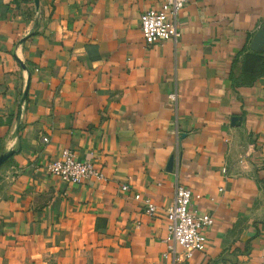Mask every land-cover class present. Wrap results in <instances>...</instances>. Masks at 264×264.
<instances>
[{
  "label": "crops",
  "instance_id": "obj_1",
  "mask_svg": "<svg viewBox=\"0 0 264 264\" xmlns=\"http://www.w3.org/2000/svg\"><path fill=\"white\" fill-rule=\"evenodd\" d=\"M163 1L0 0V264H264V0H188L149 44ZM67 148L105 178L52 174ZM179 185L215 218L191 258Z\"/></svg>",
  "mask_w": 264,
  "mask_h": 264
},
{
  "label": "built area",
  "instance_id": "obj_2",
  "mask_svg": "<svg viewBox=\"0 0 264 264\" xmlns=\"http://www.w3.org/2000/svg\"><path fill=\"white\" fill-rule=\"evenodd\" d=\"M188 0H164L161 6L152 7L141 15V30L145 41L149 44L166 41L168 39L178 40L181 31L178 26V16ZM175 98V95H171ZM48 141V137L43 138ZM48 170L60 179L71 183H80L89 177L104 179V172L97 168L90 160L77 157L71 149H64L56 160L48 164ZM124 191L130 190L129 184H123ZM195 195L193 191L184 185L176 187L173 202L166 210L167 217V240L173 242L170 250H174L176 244L183 247L184 256L191 258L196 251L205 249L207 236L204 230L213 225L215 218L210 213H199L192 207ZM135 199L146 205V212L154 215L157 205L149 198H144L136 193Z\"/></svg>",
  "mask_w": 264,
  "mask_h": 264
},
{
  "label": "water",
  "instance_id": "obj_3",
  "mask_svg": "<svg viewBox=\"0 0 264 264\" xmlns=\"http://www.w3.org/2000/svg\"><path fill=\"white\" fill-rule=\"evenodd\" d=\"M255 47H260L264 44V28L259 29L254 37Z\"/></svg>",
  "mask_w": 264,
  "mask_h": 264
},
{
  "label": "trees",
  "instance_id": "obj_4",
  "mask_svg": "<svg viewBox=\"0 0 264 264\" xmlns=\"http://www.w3.org/2000/svg\"><path fill=\"white\" fill-rule=\"evenodd\" d=\"M262 60H264V59L262 58Z\"/></svg>",
  "mask_w": 264,
  "mask_h": 264
}]
</instances>
